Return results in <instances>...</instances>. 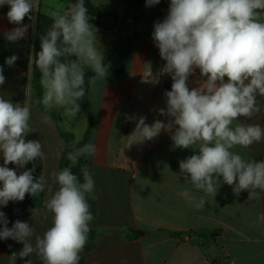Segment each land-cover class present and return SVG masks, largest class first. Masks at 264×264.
Wrapping results in <instances>:
<instances>
[{"label":"clouds","instance_id":"1","mask_svg":"<svg viewBox=\"0 0 264 264\" xmlns=\"http://www.w3.org/2000/svg\"><path fill=\"white\" fill-rule=\"evenodd\" d=\"M159 3L146 0L145 6ZM5 4L10 6L6 14L9 22L20 25L5 36L17 41L29 27L23 20L27 16L34 21L30 13L38 7L34 0H0V6ZM61 8L57 5L48 13L53 22L41 36V51L30 62L26 99L14 104L0 97V154L4 162L0 166V206L46 191L44 220L52 214V226L36 235L34 225L28 222L16 220L8 227L9 220L0 211V240L23 244L13 254L16 259L35 255L43 264H79L81 260L94 219L87 197L94 191L95 181L87 166L80 169L83 182L72 169L97 149L92 143L73 144L66 157L68 166L52 171L50 177H34L35 164L17 175L18 168L45 158L40 141L25 139L34 131L29 123L32 64L39 70L43 90L38 103L45 113L63 109L68 117L81 111L86 70L93 73L88 78L90 87L108 75L85 0H75L66 11ZM153 28L152 40L166 61L162 71L172 80L171 90L164 93L166 106L158 110L168 119L148 125L146 116L126 114V120L136 122L131 136L137 142L151 141L163 130L171 134L173 149H198L179 162V175L197 191L215 195L222 178L236 195L247 191L249 200L264 197V161L245 159L233 151L237 146L248 148L264 141V127L240 119L252 121L264 113V104L258 102V97L264 98V0H170L167 16ZM17 59L13 54L5 63L13 66ZM195 69L206 79L190 90L189 77ZM5 80L0 67V85ZM43 121L48 123L49 116L44 115ZM10 163L17 169L7 167ZM181 195L197 210L205 206L206 201H196L188 189ZM257 220L264 222V213ZM24 264L32 262L27 259Z\"/></svg>","mask_w":264,"mask_h":264},{"label":"crops","instance_id":"2","mask_svg":"<svg viewBox=\"0 0 264 264\" xmlns=\"http://www.w3.org/2000/svg\"><path fill=\"white\" fill-rule=\"evenodd\" d=\"M90 1L98 10V15H89L96 23L97 47L105 58L110 53L121 54L116 63H107L105 80L98 81L95 87L88 85L92 126L85 141L89 118L82 107L76 117L65 116L63 109H58L65 128L75 135V140L84 141L82 146L92 143L97 149L94 155L85 158L95 181L90 195L97 205L91 221L96 236L94 247L80 254L79 264H264V222L257 220L264 213V197L249 200L247 191L236 195L222 178L215 195L197 191L179 175V162L198 149H173L171 134L163 130L151 141L137 142L131 136L136 122L126 120V114L146 116L148 125L156 119L165 123L168 119L160 116L158 110L166 106L164 93L171 90L168 88L172 80L162 71L166 61L161 59L151 36L154 23L163 21L168 14L166 0L153 7H146L145 0L142 7L146 22L130 25L127 37H124L127 16L123 0ZM34 2L38 7L30 13L34 21L22 22L29 26L25 36L9 41L10 48L20 45L19 50L28 52L30 58L34 57L38 15L52 19L48 13L56 10L57 5L66 11L74 0ZM9 9L7 4L0 6V36L4 39L6 32L20 26L9 22L6 15ZM127 38L130 39L127 49L117 52ZM20 62L30 65L29 60ZM114 67H122L123 71L118 74ZM3 75L6 80L0 85V97L22 104L29 84V66L6 64ZM203 79L206 78L195 69L189 77L190 90L199 87ZM258 102L264 104V98L258 97ZM44 115L32 100L29 123L34 131L25 139L40 141L45 154L42 175L50 177L52 171L62 169L59 165L65 143L55 120L49 116V122L45 123ZM240 119L264 127V113L252 121ZM233 151L245 159L264 161V141L248 148L237 146ZM0 166H4L2 154ZM7 167L17 169L11 163ZM22 170L24 167L18 168L17 175ZM185 189L192 192L196 201L203 198L205 206L197 210L190 205L181 195ZM43 193L46 200L47 192ZM0 211L6 214L8 227L20 220L33 224L36 235H43L52 226V214L47 220L43 218L44 204L33 208L24 201H9L6 207L0 206ZM202 232L207 236H200ZM22 248L23 244L14 240H0V264H24L27 259L32 264L40 261L35 255L16 259L13 254Z\"/></svg>","mask_w":264,"mask_h":264},{"label":"trees","instance_id":"3","mask_svg":"<svg viewBox=\"0 0 264 264\" xmlns=\"http://www.w3.org/2000/svg\"><path fill=\"white\" fill-rule=\"evenodd\" d=\"M75 2V0H74ZM123 2L126 5V16L127 19L125 21V33H124V37H127V33H128V29L130 25H139L142 24L144 22H146V17L144 14V10H143V5L145 0H123ZM85 4L86 7L88 8L89 11V15L94 17L96 15H98V10L95 6H93V4L91 3L90 0H85ZM32 15V14H30ZM33 16V15H32ZM23 22L25 23H31V21L28 19V17L26 16L25 19L23 20ZM52 19L42 16V15H38L37 17V22H36V40H35V46H34V57H32L33 59L36 58V55L41 51V36L45 35L48 31V29L50 28L51 24H52ZM162 22V21H160ZM90 23L95 25V21L93 19H90ZM128 42H130V39H128ZM121 53H110L106 56V58L104 59V63L105 65H107V63L111 62V64L116 63L117 60L116 57L119 56ZM12 56L10 53V43L9 41H7L6 39H4L2 36H0V67L4 68L6 66L5 60L6 58ZM16 64H19L20 66L23 67H28L29 63L28 62H20L19 60H16L15 62ZM113 68V65L110 66L109 68ZM117 73L120 74L123 71L122 67H118L115 68ZM93 75V73L88 70L86 72V76H85V89H86V95L84 97V99L82 101H80L81 107L84 111V113H86L88 115L89 118V127L88 130L84 136V141L88 138L89 136V132L92 126V117H91V106H90V102L88 99V78ZM39 77H40V73L39 70L35 67L34 64H32V74H31V84H32V100L34 102H36L39 106V109L41 110V112H43L44 114L50 116L51 118H53L57 124V128L58 131L61 135V137L64 140L65 146H64V150L60 159V167H66L68 166V164L70 163L67 160V153L69 151H72V145L75 144L76 147H81L82 144L84 143V141L79 142L76 139L75 135L68 131L65 126H64V122H63V117L61 115L60 110L58 109H53L51 110L50 113H45L44 111V107L42 104H39L38 101L41 99L42 97V93L43 90L41 88V85L39 83ZM172 84V81L169 83V90H170V86ZM33 164H35V171L33 172V176L34 177H38L39 175H42V159L37 158L36 161L34 162H29L28 165L24 166V171L27 169H31L33 167ZM87 166V160L85 159V157H82L80 159V161L78 162V164L73 167L72 171L80 178L81 182H83V177L82 174L80 173V169L81 167ZM44 193H40L39 196L37 197H33L30 194H26L25 195V199L23 200L26 204H28L29 206L33 207V208H40L43 206L44 204ZM88 203L90 205V212L92 213L93 217L96 216V211H97V205H96V200L89 194L87 197ZM200 236L206 237L207 234L199 233ZM95 236L96 233L93 230V228L91 227V222H90V232L88 234V241L84 247V250L89 251L94 247V240H95ZM37 264H43V261L40 260Z\"/></svg>","mask_w":264,"mask_h":264},{"label":"water","instance_id":"4","mask_svg":"<svg viewBox=\"0 0 264 264\" xmlns=\"http://www.w3.org/2000/svg\"><path fill=\"white\" fill-rule=\"evenodd\" d=\"M20 45H16L10 48V53L11 55L16 54L18 56V59L20 61H32L33 59L30 58V54L28 52H26L25 50H19ZM127 49V39H124L123 41V45L117 50V52H122L125 51ZM23 172V170H22Z\"/></svg>","mask_w":264,"mask_h":264},{"label":"built area","instance_id":"5","mask_svg":"<svg viewBox=\"0 0 264 264\" xmlns=\"http://www.w3.org/2000/svg\"><path fill=\"white\" fill-rule=\"evenodd\" d=\"M165 3H166L167 5H170V0H166Z\"/></svg>","mask_w":264,"mask_h":264},{"label":"rangeland","instance_id":"6","mask_svg":"<svg viewBox=\"0 0 264 264\" xmlns=\"http://www.w3.org/2000/svg\"><path fill=\"white\" fill-rule=\"evenodd\" d=\"M100 10V9H99Z\"/></svg>","mask_w":264,"mask_h":264}]
</instances>
